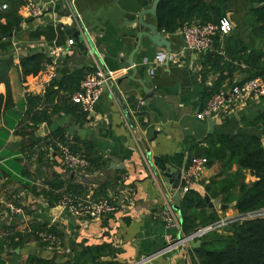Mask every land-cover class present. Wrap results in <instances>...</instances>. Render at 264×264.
I'll return each instance as SVG.
<instances>
[{"label":"crops","instance_id":"1","mask_svg":"<svg viewBox=\"0 0 264 264\" xmlns=\"http://www.w3.org/2000/svg\"><path fill=\"white\" fill-rule=\"evenodd\" d=\"M29 1L44 7L41 16L28 15L25 5ZM146 2L72 0L71 9H68L63 4L50 5L48 0H26V4L19 8L24 18L21 30L0 39V56L11 57V64L6 66L5 80L0 74V239L9 233L14 236L13 241H17L19 236L16 234L19 233L24 238L17 247L35 246L32 255L16 252L17 247L3 251L1 258L5 264H29L28 256L61 264L75 259L78 252L86 247L98 245L107 247L101 259L113 260L117 264L139 259H145L141 264H194L197 261L194 249L197 247L189 244L165 249L183 233L179 225L167 226L163 221L162 211L169 202L157 183L150 182V165L162 162L176 172L186 160V169L193 156V142L206 146L204 139L209 135L252 134L260 137L261 142L264 139V125L250 122L264 111V94L260 97L250 95L224 105L219 114H212L215 119L212 133L207 132V117H196L208 101L203 98L205 89L209 91L219 80L217 91L228 90L233 84L247 80L249 66L246 55L235 46V40L241 41L247 51H264V37L253 33L252 27L257 23L249 13L246 0L226 1L224 17L231 22L232 29L228 33L217 34L214 48L204 52L185 49L180 29L174 32L160 29L156 14L143 15L144 22L158 26L161 34L169 40L170 57L156 61L157 55L166 54L165 49L142 36L140 47L133 54L135 72L131 67H123L125 73L115 86L147 141L150 158L134 138L132 127L108 87L104 88L88 113L83 112L80 106L65 103L69 92L60 90L51 104L37 103L30 114H26V94L43 97L47 85L54 78L44 87L40 84V76L33 79L27 76L25 82L19 68L21 55L36 51L47 56L63 55L61 65L49 57V63H56L57 79L76 70H80L84 78L95 69L98 60L110 70L118 69L121 67L119 63L127 60L135 48L137 33L147 30L135 21V13ZM254 4H257L254 7L259 5ZM76 17L88 30L96 52L88 49L86 58H91V62L63 66L65 58L79 55L84 50L80 43L68 45L69 36L61 26L78 28L74 23ZM2 67L5 63L0 61V72ZM6 85L12 102L9 107L4 106ZM141 98L143 101L138 109L141 114H138L130 99ZM53 105L59 107L57 112L52 110ZM44 108L47 121L42 119L33 123L32 113H39ZM41 123L47 126L44 136L38 134ZM27 131L32 132L30 139L22 134ZM30 140L34 141L32 145ZM59 142L68 143L72 150L86 154L88 160L91 156L96 160H89L84 172L71 171L61 161ZM85 145L91 146L90 157L84 151ZM40 152L43 161L38 160ZM34 165L40 167L39 175L32 171ZM221 165L222 162L204 165L189 189L202 197L207 194L211 200H219L222 207L209 208L206 204L207 214L212 211L219 219H233L240 215L235 201L224 203L220 195H214L218 189L212 182ZM236 170L237 165L233 164L228 172ZM242 172L245 183L255 179L249 170L243 169ZM52 183L60 186L54 187ZM42 190L49 191L50 195L46 197ZM165 190L172 199L174 190L170 187ZM238 191L237 182L231 192L236 195ZM65 195L82 203L110 196L118 209L111 214L84 220L61 207L59 201ZM182 196L183 193H179L178 200ZM8 203L22 207L25 213L10 214ZM57 206L59 209L54 213L52 209ZM36 222H46L47 228L33 229ZM208 225H198L197 229ZM51 227L61 234H57L60 243L56 249H48L35 234L36 230L50 231ZM211 230L230 233L227 223ZM198 238L194 240L200 243ZM108 249H112L113 254H107Z\"/></svg>","mask_w":264,"mask_h":264},{"label":"trees","instance_id":"2","mask_svg":"<svg viewBox=\"0 0 264 264\" xmlns=\"http://www.w3.org/2000/svg\"><path fill=\"white\" fill-rule=\"evenodd\" d=\"M3 1L7 2L8 7L0 10V39L11 32L21 30V23L24 18L19 13V8L26 4V0H0V3ZM226 1L159 0L156 9L158 26L166 32H174L192 21L200 23L218 22L224 16ZM246 1L249 3V13L254 16L257 23L252 27L253 33L264 37V0ZM254 3H259V5L254 7ZM235 46L245 52L249 66L247 79L260 77L264 80V51H247L248 48L239 40H235ZM0 61L5 63V67H2L0 72L1 77L5 80L6 66L11 64V57L0 56ZM50 61L51 59L42 51L21 55L19 57V68L23 80L27 82V76H31V79L40 76L45 69V65ZM81 74L80 70H76L62 76L61 79L54 78L47 85L43 97L27 93L25 96L26 114H30L33 106L37 103L49 102L48 104H51L60 90L68 91L70 95L78 88L79 82L83 79ZM238 83L241 84L242 82ZM219 84L220 80L209 91L205 89L203 98L208 100L213 93L217 92ZM69 95L65 98V103L77 105L69 101ZM1 102L2 97L0 96V107ZM11 105L10 91L8 85H6L4 106L9 107ZM77 106L79 107V105ZM58 108V106L53 105L52 110L57 112ZM46 118L45 108L39 113H32L31 116L35 124L42 119L47 121ZM250 122L253 125L257 123L264 125V111L257 119ZM27 132L22 134L27 135L30 139L32 132ZM204 140L206 146L196 141L193 142V156H205L207 165L222 162L220 170L212 182L218 189L214 195H220L224 203L234 200L235 208L239 214L264 207V147L261 138L252 134H231L215 137L209 135ZM33 143L34 141L30 140L29 144L32 145ZM84 151L90 157L92 153L91 146L85 145ZM42 156V152H40L39 161H43ZM190 156H188V159ZM89 160L92 162L96 159L91 156ZM233 164L237 165V170L234 173H229L228 170ZM243 169L249 170L255 177L250 183L243 181ZM221 175H224V177L220 178ZM237 182L239 183V191L238 194L233 195L231 189L234 188ZM51 185L54 187L60 186L59 183H52ZM42 193L46 197L50 195L49 191L42 190ZM205 206L206 203L198 192L188 189L183 193L179 200L180 227L183 234L192 233L197 230L198 225L210 224L219 219L212 211L207 214ZM46 224V222H36L32 225V228H47ZM227 224L229 225V234L209 230L198 238L200 245L194 249L197 255V261L194 264H264V216L232 220ZM49 230L61 235L56 228L51 227ZM16 235L19 236L17 241H13L14 236L9 233L0 239V264H5L1 258L3 251L14 250L22 244L24 236L19 235V233ZM106 248L103 245L88 246L78 252L75 259L64 261L61 264H117L113 260L101 259V255ZM107 254H113L112 249H108ZM28 261L29 264H55L51 259H42L36 256H28Z\"/></svg>","mask_w":264,"mask_h":264},{"label":"built area","instance_id":"3","mask_svg":"<svg viewBox=\"0 0 264 264\" xmlns=\"http://www.w3.org/2000/svg\"><path fill=\"white\" fill-rule=\"evenodd\" d=\"M50 5L63 4L71 9L72 0H48ZM6 2L0 5L1 9H6L8 6ZM28 15L31 17H39L44 12V7L38 5L33 1L27 2L25 5ZM75 20V19H74ZM76 26L82 34L89 35L88 30L80 25L79 17H76L74 21ZM232 29L231 22L222 17L218 22H205L200 23L198 21H192L183 25L180 31L183 35V47L189 51L204 52L212 50L214 48L215 37L217 34L228 33ZM90 37V36H89ZM91 39V37H90ZM68 45L73 44V40L69 38L67 40ZM165 57V53L156 56V61H161ZM55 61L46 64V69L40 75V84L47 85L53 78L56 77L57 71L55 67ZM125 73V68H118L110 70L98 60L95 69L87 73L84 78L79 82L78 88L69 95V101L80 106L83 112H90L95 101L100 97L104 88H109L110 84L114 82L118 77ZM264 94V80L260 77H254L245 80L241 84L235 83L228 90H219L213 93L208 99L205 107L196 114L199 119H204L207 116L212 117V114L221 111L224 105L234 102L239 99H246L250 95L254 97H260ZM230 112V111H227ZM58 151L61 157V161L64 166L77 172H84L89 166V160L86 154L74 151L70 148L68 143H58ZM207 164V158L205 156H192L189 159V163L184 170L183 179L185 185L181 188V193H185L190 188L194 180L197 179L199 171L204 165ZM59 204L61 207H65L67 211L75 216H79L84 220L94 217H99L106 214H111L117 211L118 206L113 202L110 196L104 197L98 201L88 202H76L73 196L65 195L61 197ZM7 209L10 214H23L25 213L22 207L14 205L13 203L7 204ZM177 213L172 208L170 203H167L162 211V218L167 226H180ZM264 216V207L254 209L244 214H240L233 219H218L206 227L197 229L196 231L187 235L181 234V239H178L172 244H168L165 249L175 247L179 245H189V238L200 237L207 230L218 228L225 223L232 220H243L246 218H255ZM50 226V225H48ZM40 242L44 243L48 249H56L60 243V237L53 232L41 229L36 230ZM145 259H139L131 263L126 264H141Z\"/></svg>","mask_w":264,"mask_h":264},{"label":"water","instance_id":"4","mask_svg":"<svg viewBox=\"0 0 264 264\" xmlns=\"http://www.w3.org/2000/svg\"><path fill=\"white\" fill-rule=\"evenodd\" d=\"M159 0H147L146 4L142 5V7L139 9V11L137 13H135V21L138 22L139 24H141L142 26H144L145 28H147V30H142L139 31L137 33V42H136V46L133 49L132 53L129 55V58L127 60H125L123 63H119V68H123V67H131L132 71L135 72V67L133 65V54L139 49L140 47V39L142 36L147 37L151 43L157 47H163L166 51L165 54V58L169 59L170 57V52H171V47H170V42L168 39H166V37L161 34V32L159 31L158 26L156 25H152L149 23H146L143 21V15L145 14H152L155 15L156 14V9H157V5H158ZM257 4H254V6H256ZM61 26L63 27L64 31L66 32V34L69 36V38H71L73 40L74 43H80L83 46V51L79 54V55H75V56H70L65 58V64L63 66L68 65L69 63L72 64H81L83 61H90L91 62V58H86V55L89 54V50L90 49L92 52H96L95 50V45L93 43V41L90 39L89 35L87 34H82L80 32V30L76 27H69V26H63L61 24ZM10 35V33L8 34ZM99 50V49H98ZM100 51V50H99ZM101 52V51H100ZM48 57L51 58H55L56 61L61 65L62 61H63V55H48ZM88 59V60H87ZM122 77H118L115 81L116 82H112L110 84V90L112 91L115 100L117 101L121 112L124 114V117L126 118V120L129 122L130 127H132V134L134 136V138L142 145V148L144 149L145 153L147 154V157H149V146L147 144V141L145 140L143 134L141 133V131L136 127L135 122L132 120V115L131 112L128 110V107L125 103V100L121 97V95L119 94V91L116 89L117 83L119 81H121ZM116 83V84H114ZM144 92L145 89H144ZM148 93V92H146ZM132 100V103L134 105V111H136L138 114H141V112H138L139 110V106L141 104V102L143 101V99H130ZM207 121V125H208V133H212L213 131V126L215 124V119L213 117L207 116L206 118ZM39 130H38V134L40 136H44L45 133L47 132V126L45 123H41L39 124ZM263 146H264V139L262 140ZM110 165H113V163H110ZM155 165V166H154ZM154 165H150L151 169H152V177L150 178V182L153 183H157L158 187L160 188V191L163 193V195L165 197H167L168 202L171 203L172 208L177 212L178 215V220L181 223V212H180V208H179V200H178V195L179 193H181V188L183 185H185V181L183 179V173L185 170V165H186V160L183 164V166L181 167V169L179 171H172L169 167L165 166L162 162H155ZM157 167L159 169V172L157 171ZM32 171L35 173V175H39V171H40V167L37 165H34L32 167ZM166 187H170L174 190L172 199L169 198V196L166 193L165 188ZM203 199L205 201V203L207 204V206L209 208H213V207H222V205L219 204V200L218 199H213L211 200L210 197L207 194H204ZM59 209V206L55 207L54 209H52V211L55 213L57 212V210ZM19 217H21V215H19ZM182 237L180 236L178 239H181ZM189 244L192 247H198L200 245V243L198 241L194 240V237H190L189 239ZM35 246L34 245H28L25 247H17L15 249L16 252H21L27 255H32L34 252ZM126 264V263H124Z\"/></svg>","mask_w":264,"mask_h":264}]
</instances>
